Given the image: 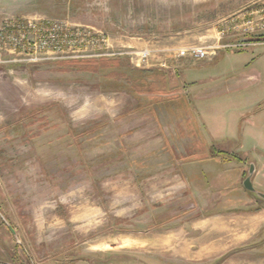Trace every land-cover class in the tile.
<instances>
[{
  "label": "rangeland",
  "instance_id": "obj_1",
  "mask_svg": "<svg viewBox=\"0 0 264 264\" xmlns=\"http://www.w3.org/2000/svg\"><path fill=\"white\" fill-rule=\"evenodd\" d=\"M263 20L264 0H0V30L59 38L0 47V264H264Z\"/></svg>",
  "mask_w": 264,
  "mask_h": 264
},
{
  "label": "built area",
  "instance_id": "obj_2",
  "mask_svg": "<svg viewBox=\"0 0 264 264\" xmlns=\"http://www.w3.org/2000/svg\"><path fill=\"white\" fill-rule=\"evenodd\" d=\"M54 25L52 28L56 27ZM244 30L248 33L259 30V24L251 22L245 23ZM264 26V20L261 22L260 27ZM3 32V34L1 33ZM46 34V35H45ZM63 36V30L61 33ZM57 35L51 34L48 30L45 31V25L43 23L33 24L30 21L15 22L14 24L8 25L5 30H0V47L6 49L5 40L9 45V49L12 51H32L34 54H45V52H52L55 49V44H58ZM211 50L206 46L190 47L180 52V56H188L197 61H204L210 56ZM140 60L146 62L147 54L141 53Z\"/></svg>",
  "mask_w": 264,
  "mask_h": 264
},
{
  "label": "crops",
  "instance_id": "obj_3",
  "mask_svg": "<svg viewBox=\"0 0 264 264\" xmlns=\"http://www.w3.org/2000/svg\"><path fill=\"white\" fill-rule=\"evenodd\" d=\"M207 137L209 136L210 139L212 140H219V139H223L224 138V134H223V127H221L217 122L213 121L211 123L206 122L205 123V128H204ZM231 136V135H230ZM233 137H231V139H233ZM164 145V144H163ZM210 159V158H208ZM227 210H231L229 208H226Z\"/></svg>",
  "mask_w": 264,
  "mask_h": 264
},
{
  "label": "water",
  "instance_id": "obj_4",
  "mask_svg": "<svg viewBox=\"0 0 264 264\" xmlns=\"http://www.w3.org/2000/svg\"><path fill=\"white\" fill-rule=\"evenodd\" d=\"M249 169H250L249 175H252L253 172H254V169H253L252 166L249 167ZM250 181H251V178L250 177L245 178V180L242 181L243 182V187H244L245 190H247L249 192H255L254 187L252 185V182H250ZM261 198L264 199V195H261ZM9 228H10V231L12 233H14V231H12L13 229L11 228V226H9Z\"/></svg>",
  "mask_w": 264,
  "mask_h": 264
},
{
  "label": "trees",
  "instance_id": "obj_5",
  "mask_svg": "<svg viewBox=\"0 0 264 264\" xmlns=\"http://www.w3.org/2000/svg\"><path fill=\"white\" fill-rule=\"evenodd\" d=\"M92 65V64H91ZM96 65V63H94L93 62V65L91 66V67H93V66H95ZM168 89L169 90H176L177 89V85H175V83H171V84H169V86H168ZM172 99V101L175 103V101H177V96H175V97H172L171 98ZM178 103L176 102V105H177ZM178 106H180V105H178Z\"/></svg>",
  "mask_w": 264,
  "mask_h": 264
}]
</instances>
